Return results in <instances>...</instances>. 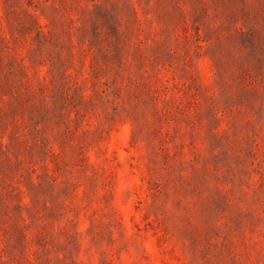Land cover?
Here are the masks:
<instances>
[{"label":"rangeland","instance_id":"374dc122","mask_svg":"<svg viewBox=\"0 0 264 264\" xmlns=\"http://www.w3.org/2000/svg\"><path fill=\"white\" fill-rule=\"evenodd\" d=\"M0 264H264V0H0Z\"/></svg>","mask_w":264,"mask_h":264}]
</instances>
